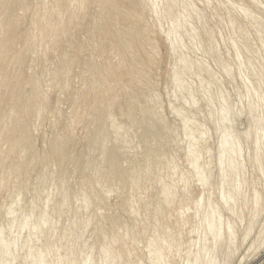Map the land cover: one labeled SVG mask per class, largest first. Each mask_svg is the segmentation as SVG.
Wrapping results in <instances>:
<instances>
[{"label":"rangeland","instance_id":"1","mask_svg":"<svg viewBox=\"0 0 264 264\" xmlns=\"http://www.w3.org/2000/svg\"><path fill=\"white\" fill-rule=\"evenodd\" d=\"M223 104L242 145L235 219L217 195ZM263 116L264 0H0V264H186L200 198L234 226L225 264H264V175L242 134ZM110 159L139 178L115 180Z\"/></svg>","mask_w":264,"mask_h":264},{"label":"bare ground","instance_id":"2","mask_svg":"<svg viewBox=\"0 0 264 264\" xmlns=\"http://www.w3.org/2000/svg\"><path fill=\"white\" fill-rule=\"evenodd\" d=\"M179 25L180 24L176 23V25L172 26V28L168 32L169 39L171 36L170 45L174 49L177 47L179 43V39L176 37V33H175L176 29L179 28ZM149 47H150V44H149ZM180 62L184 63L185 59L183 57H180ZM180 72L181 71L179 70L175 71L174 76L175 77L179 76ZM225 73L229 74L228 68H225ZM180 88H181V85L179 83H176V90L178 91ZM255 93H256L255 91H251L250 89H247L246 99H247V106H248V115H252L255 111V106L252 103V99H251V97H253ZM229 112H230V109L227 107V105L224 106L223 104L218 110L217 115L213 116L215 130L218 131L216 164H217L218 171H219V183H218L217 195L223 207L235 219L238 217L237 213L235 212V204L237 200V195H238L237 191L239 187L238 177L240 176L241 169H242L241 163L239 161V158L242 153V147H241L242 145L239 142L238 136L228 126L229 123L227 124V117H228ZM263 125H264V116L257 118L254 121V124L249 125L243 131L242 134L246 140L252 138V145H253V151H254L252 161L253 163L257 165L258 169L262 172L261 174L264 175V169H263L264 155L259 154L260 150L264 151V135L262 133ZM147 129H149L148 131H151L152 128L151 127L149 128V125H148ZM101 133H102L101 130L100 132L98 131L97 134L95 135V139L99 138V135H100V143L98 145L100 146L99 149L101 150L100 153L102 154V151L105 150V147H104L105 146L104 144L105 136ZM146 135L149 139V140L146 139L148 143L149 141L154 140L151 133H145V136ZM66 139L68 140V138ZM90 142L91 141H89V144H88L89 147L93 146V144H91ZM95 145L96 144H94V146ZM196 145L192 144L189 147L187 151V155L190 159V165H191V168L193 170L195 177L197 178V181L200 182V184L202 185H207L209 181V171L204 164L199 163L200 149L197 148ZM149 154L150 153L147 154L146 152L144 154V156L146 155L145 163H144L145 165L143 168L144 173H147L151 165L150 163L153 161V159L150 157ZM86 158L83 159V165H82L85 170L87 167L91 168L94 164V162H92L89 158L87 159ZM110 167H111V173L113 172L114 176L116 177L115 180H121L123 179V177H127L129 175L131 178V183H134L133 181L139 178L140 170H138L137 167L133 166V167L124 168L122 167L121 163L117 161V159H110ZM168 197L171 198V193L169 194ZM87 198L88 197L83 198V201L85 204L88 203L89 201ZM251 201L253 205L251 219L248 225L245 227L243 240L246 239V237L248 236L251 230L252 222H253L252 219L257 215V205L259 203V196L257 194L253 195ZM62 203L64 204L66 202H62ZM196 207L197 209L202 208L201 210L202 215L200 218V222L195 227L196 229H194L195 232L198 234V241L193 245L194 246L193 249L191 248L188 251V255L186 258L187 261H185L186 264H225V263H228L231 254L236 248V237H235L233 224L222 221L218 206L215 205V203L210 200L206 204L202 205V198H200L197 201ZM27 218L28 216H26L25 219ZM46 218L47 216L45 214H41L39 223H36V224L41 225L40 223H43V221H46L47 220ZM0 244H1L0 250L2 249L5 250L7 248V244H3L2 242ZM160 250L161 249L159 248L158 252H160ZM6 259L7 260L10 259V257L8 258L7 256ZM160 261H161L160 257L156 255V260L153 261V263L163 264ZM5 262L6 264H10L9 261H5ZM32 264H47V262H45V259H43V257L41 256V257H38L35 261H33Z\"/></svg>","mask_w":264,"mask_h":264}]
</instances>
